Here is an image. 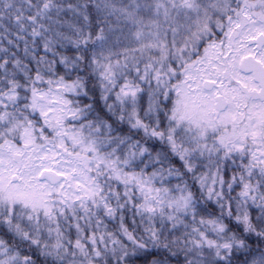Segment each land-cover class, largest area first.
Masks as SVG:
<instances>
[{
  "label": "snow or ice",
  "instance_id": "obj_1",
  "mask_svg": "<svg viewBox=\"0 0 264 264\" xmlns=\"http://www.w3.org/2000/svg\"><path fill=\"white\" fill-rule=\"evenodd\" d=\"M0 264H264V0H0Z\"/></svg>",
  "mask_w": 264,
  "mask_h": 264
}]
</instances>
